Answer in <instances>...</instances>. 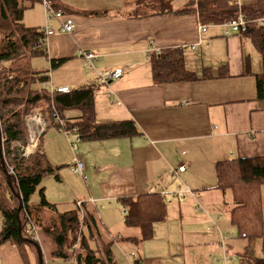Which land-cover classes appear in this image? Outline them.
Wrapping results in <instances>:
<instances>
[{"label":"crops","instance_id":"obj_1","mask_svg":"<svg viewBox=\"0 0 264 264\" xmlns=\"http://www.w3.org/2000/svg\"><path fill=\"white\" fill-rule=\"evenodd\" d=\"M53 1L74 10L62 8L72 18L74 31L62 32L61 22L53 19L50 24L55 35L48 39L44 55L30 57L31 69L50 74L55 87H95L98 122L133 121L138 134L103 141L79 140L74 151L76 160L85 165L84 183L77 177L68 193L59 184L69 173L61 172L73 166L49 161L42 140L48 161L59 168L58 179L52 176L59 189L49 194L43 187L47 201L59 207L68 202L73 207L82 201L85 211L96 218L103 242L115 244L123 238L127 245H140L141 230L128 227L121 200L162 194L167 215L153 225V237L146 242L154 243L159 237L163 257L147 256L142 245L141 264H177L174 258L185 257V249L192 250V264H247L248 258L262 251V239L236 236L231 213L226 219L217 215L225 195L217 189L215 165L233 158L264 157V101L258 100L256 80L263 63L250 40L226 36L219 27L202 33L197 14L138 15L137 0ZM178 1L173 2L176 10L190 0L183 7ZM26 6L24 25L43 31L46 14L42 0ZM169 49L184 51V65L191 72L200 75L211 69L216 75L228 65L229 76L157 84L151 55ZM80 50L97 55L95 70L78 55ZM116 69L123 71L121 79L97 85V73ZM75 161L71 163L75 165ZM181 167L186 170L180 172ZM261 194L264 218V186ZM128 229L135 231L125 238L122 233ZM177 232L180 242L175 238ZM230 233L235 237L230 238ZM37 238L44 263L58 261L54 258L56 244L41 231ZM11 245L13 255L17 246ZM31 257L35 261L34 253Z\"/></svg>","mask_w":264,"mask_h":264},{"label":"trees","instance_id":"obj_2","mask_svg":"<svg viewBox=\"0 0 264 264\" xmlns=\"http://www.w3.org/2000/svg\"><path fill=\"white\" fill-rule=\"evenodd\" d=\"M38 1L41 0H0V63L6 64L0 71V141L3 152V157L0 156V214L3 224L0 245L13 244L22 249V252L29 248L35 255L34 264H40L37 248L27 242L31 239L26 230L35 226L56 244L54 258L58 260L71 264H118L113 252L114 244L103 242L98 222L85 211V203L83 216L77 205L61 212L59 206L47 201L42 183L50 176L58 179L59 168L51 165L43 147L28 160L21 158L13 149V144L27 141L25 118L34 110L42 111L50 120L51 126L57 127L61 132L76 129L83 141L131 138L138 134L133 121L98 122L95 87L73 89L69 93H51L44 87L48 82L45 73L33 71L29 61L31 56L45 54L38 47L44 33L41 29L28 28L23 23L24 13L28 9L26 3L34 5ZM175 1L137 0L138 15L197 14L202 24L219 25L236 18L239 13L237 8L229 6L230 0H199L197 5L189 1L179 10L173 7ZM52 2L57 9L74 12L69 7L58 5L53 0ZM242 12L249 20L263 17L264 0L249 2ZM236 36L249 39L262 58L263 71L256 75V80L258 100L264 101V27H257L252 23L245 33ZM150 61L157 84L229 76L228 65L221 67L216 75L211 69L200 75L188 71L184 65V51L181 49L152 54ZM68 110H78L80 115L67 118L65 113ZM54 115L64 121V130L55 121ZM11 169L14 171L11 172ZM215 170L217 189L223 192L231 190L233 193L231 223L238 235L262 239V256L248 258L247 264H264L261 194L264 186V157L220 161L216 163ZM35 194L40 197L38 205L31 204ZM121 203L126 208V224L141 230L142 241L152 239L153 225L164 221L167 215V204L162 194H150L136 199L124 198ZM24 257L22 264H33L28 255Z\"/></svg>","mask_w":264,"mask_h":264},{"label":"rangeland","instance_id":"obj_3","mask_svg":"<svg viewBox=\"0 0 264 264\" xmlns=\"http://www.w3.org/2000/svg\"><path fill=\"white\" fill-rule=\"evenodd\" d=\"M186 1L188 2L189 0H179L178 5H181L183 7V5ZM36 3H39V1ZM118 12H120V11H118ZM38 22H37V16H35V23H38ZM258 55H260V54H258ZM5 66H6V64L3 65L2 67H0V71ZM186 69L188 70V68H186ZM214 71H218V70L214 69ZM37 112L42 113L44 119L46 121L50 122V120H48L47 117L44 115V113L40 110H34V111H32L31 114L37 113ZM31 114H29V115H31ZM76 115H80V112L78 110H68L65 113V116H67V118H69L70 116H76ZM26 118H25V127H26L27 140H28ZM42 140H43V143L45 145V152L48 156L49 161H51L54 165H68V164H70L71 166H74L73 165L74 163H71V161L76 160V153L74 150L78 149V144H79L78 142H80L77 140L75 133H72L70 136H68V135H66V133L59 131V129L57 127L51 126L46 131L43 138L40 139L38 149H40V147L42 148ZM16 144L17 143L13 144L14 151L21 158L26 159V158L21 156L20 150H19V148L16 147ZM56 154H58V155H56ZM26 160H28V159H26ZM76 162H77V160L75 161V163ZM62 170L63 171L61 172V174L62 173L66 174L67 172L69 173V175H67V178L65 179L64 183L59 184V185H61V187L65 191V193H68V191H69L68 188H71L73 180L77 179V177L78 178L81 177V179H82L81 181L84 183V177L73 174L71 172V169L64 167V168H62ZM10 171L13 172L14 170L11 169ZM42 187H45L46 190L49 191V194L54 193L56 191V187L59 189L57 181L52 176L46 178L43 181ZM70 192H71V190H70ZM70 192H69V196H70ZM222 194L225 195L224 200L226 202L224 201L225 204L223 205L222 210L220 211L221 214H217V215L220 216L219 217L220 219L221 218L226 219L227 214L229 215V213H231L232 209L234 208L233 196H232L231 190H226ZM39 200H40L39 195L35 194L31 199V204L37 205ZM67 204L68 205H66V204L61 205L59 207V209H60L59 211L65 212L68 210V208L72 207V202H68ZM73 206H74V204H73ZM113 206H114V204H113ZM1 220H2V218H1V214H0V221ZM173 223H175V218L173 219ZM131 231H135V230L128 229L127 233H122V234L125 238H128L130 236L129 233H131ZM0 232H1V226H0ZM135 233H138V232H135ZM230 234H232V237L235 235L234 233H230ZM236 236H238L237 232H236ZM175 238L177 239L178 242H180L182 239L181 234L179 232H177V236H175ZM137 242L140 245H136V244H128L127 245L123 241V238H120L119 240H117V243H115L113 245V252L115 254V257H116L118 264H136V263L141 264L139 256L142 255L141 249L143 246H145V248H146L147 256L160 257V258L163 257L162 252H161V245H160V243H162V242H161L159 237L153 239L154 243H152L150 241L144 242L141 240V238L139 240H137ZM142 242H144V243L141 244ZM15 247H16V245H15ZM221 247H222V244H221ZM11 248H12V245L9 243L0 245V261H1L0 264H15L14 260H16L17 262L21 261V263H23V260H25L24 255L25 256L28 255L29 260L31 261V263L34 264V261L31 257V255L33 253L32 250H30L29 248L27 250H25L26 249L25 248L24 251L22 252V249H20L19 247H16V252L12 255L10 253ZM221 249H222V253L224 255L225 249H223V247ZM259 250L256 253V257H258V258H260L263 254V252L259 251ZM191 252H192V250H190V249H185L184 251L182 250V254H184L185 257L178 255L180 257L174 258V261H177V264H184L185 261L187 262V264H192L193 261L190 260ZM6 256H8V259H6ZM169 260H171V259L169 258ZM166 263H168V262H166ZM51 264H71V263H65L61 260H58L55 263H51ZM221 264H223V263H221Z\"/></svg>","mask_w":264,"mask_h":264},{"label":"built area","instance_id":"obj_4","mask_svg":"<svg viewBox=\"0 0 264 264\" xmlns=\"http://www.w3.org/2000/svg\"><path fill=\"white\" fill-rule=\"evenodd\" d=\"M190 1L195 2L196 5L199 2V0H190ZM248 1L249 0H230L229 6L237 8L239 10L238 16L232 20L225 21L219 25H213V24L204 25L200 21V31L202 33H206L208 29H210L211 27H219L223 29L224 34L226 36H231V35H238L245 33L248 30L249 25L252 23L257 27H264V16L254 20H249L247 16L243 14L242 12L243 8L248 4ZM42 4L44 6L45 14H46V25L43 28L44 37L40 41L38 47L42 50V52H46L48 39L55 35V30L50 24L53 19L61 22V26H62L61 31L64 33H72V31H74L75 26L72 18L67 16L62 9H57L55 7V4L52 2V0H42ZM78 55L82 59H84L85 62L88 63L91 70H95L94 62L98 59L95 53L80 50L78 52ZM2 66L3 65L0 64V67ZM45 76L47 77L48 82L45 83L44 87L46 89H49L51 93H69L71 91L67 87L53 86V84L50 81L51 75L45 73ZM123 76L124 73L121 69H116L112 72H99L97 73V85L100 86L104 84H109L110 82L121 79ZM54 119L59 124V126L64 130L65 128L64 121H61L58 115H54ZM26 126L28 131V140L26 141V143H17L16 147L19 148L22 157L29 159L31 156L36 154L40 139L43 138L46 131L51 127V122L46 121L42 113L37 112L29 115L26 118ZM65 133L68 136H70L72 133H75L77 140L78 141L80 140L79 136L77 135L76 129H72L71 132L65 131ZM185 170H186L185 167H181L179 169L180 172H184ZM84 171H85V165L81 160H78L75 163V165L71 168V172L73 174L82 177H85ZM178 193L179 192H177L176 195H178ZM89 202L93 204L94 201L89 199ZM83 206L84 203L82 201L77 203V207L81 210V214L84 216ZM0 226L2 230L3 228L2 220L0 221ZM37 233L38 230L35 226H30L26 230V234L34 242H36L38 239ZM229 236L232 237V234H229ZM222 242L224 245L225 244L224 239L222 240Z\"/></svg>","mask_w":264,"mask_h":264},{"label":"water","instance_id":"obj_5","mask_svg":"<svg viewBox=\"0 0 264 264\" xmlns=\"http://www.w3.org/2000/svg\"><path fill=\"white\" fill-rule=\"evenodd\" d=\"M2 155H3V152H2V141H0V156L3 157ZM21 209H22V205H21L20 208H19V212L21 211ZM19 232H20V234L22 235V228H21V227H20ZM27 242H30L31 244H33V245L37 248L38 256H39V263H40V264H44V260H43L42 252H41L40 247H39V245L37 244V242H34V241H32V240H27Z\"/></svg>","mask_w":264,"mask_h":264}]
</instances>
